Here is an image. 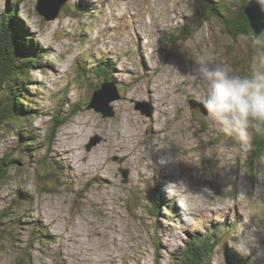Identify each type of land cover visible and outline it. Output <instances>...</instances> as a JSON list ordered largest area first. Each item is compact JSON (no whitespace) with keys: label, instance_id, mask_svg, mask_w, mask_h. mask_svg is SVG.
Returning <instances> with one entry per match:
<instances>
[{"label":"rangeland","instance_id":"rangeland-1","mask_svg":"<svg viewBox=\"0 0 264 264\" xmlns=\"http://www.w3.org/2000/svg\"><path fill=\"white\" fill-rule=\"evenodd\" d=\"M88 1L85 16L62 8L47 20L38 0H0V22L16 8L51 64L29 73L40 144L30 159L17 155L24 161L0 182V264H182L186 239L212 222L233 226L247 264H264V156L252 161L253 132L242 148L191 106L201 94L190 74L200 56L245 74L254 39L228 33L206 0ZM214 1L234 10L244 0ZM91 53L87 69L100 59L112 65L113 116L89 108L103 81L81 76L79 61ZM1 138L0 157L19 147L16 131ZM163 161L176 165L175 176ZM212 257L228 263L221 247Z\"/></svg>","mask_w":264,"mask_h":264},{"label":"trees","instance_id":"trees-1","mask_svg":"<svg viewBox=\"0 0 264 264\" xmlns=\"http://www.w3.org/2000/svg\"><path fill=\"white\" fill-rule=\"evenodd\" d=\"M205 3L213 15L220 19L227 28L228 33L232 36L239 37L240 35H248L252 39H259L261 41V46H264V37H255L250 27L244 11L246 0L243 1L239 8L234 10L227 7L221 1L206 0ZM12 6L16 7V2L8 5L6 10L7 13L9 10H12ZM89 7L92 8V3L88 0H81L78 3L67 0L62 8L66 12L68 11L76 15L82 14L85 16L87 14L85 11L88 10ZM14 10L15 16L10 18V16L7 15L8 20L2 18V23L0 22V142L2 136L5 137L8 133L16 131L19 137V147L17 148L16 146L0 157V182L6 181L10 169L13 166H18L20 162L24 161L26 158L30 159L34 157L32 154L40 144L39 134L32 127L33 120L31 119L32 122H30V118L33 114L38 115L40 112L38 109H35L33 106L34 101L30 100L28 95L30 88H32V79L29 73L33 67H43L46 69L50 66L49 68H51V64L49 63L47 65L44 61L49 53L39 44L36 35L30 32L27 23L18 14L16 8ZM94 60L95 58L91 53L90 56L86 58V61H79L80 64H78V66L81 76L85 75V72L88 71L96 82L102 79L103 81L98 82L99 84L97 83L98 87H100L104 81L114 80L116 82L113 77L107 75L110 63L105 59H100V61L96 63L92 62L96 65L87 69L89 61ZM115 64L116 62L114 65ZM110 67L112 68V65H110ZM81 76H79V78ZM67 88L65 89V97H67ZM80 103L77 102L72 104L71 107L73 111L70 115L73 114L74 111L76 112L81 109L82 105ZM69 118L70 117L67 119ZM55 119L56 122L62 125L66 123V121H62V119H64L63 116L55 115ZM54 127L56 128L57 126L55 125ZM52 136L53 134L48 138L50 141ZM252 148L254 150V155L252 156L253 162L264 156V130L261 132L253 131ZM21 153L25 155V158H23L24 160H20L17 157V155ZM45 161L46 160L42 159L40 162L45 163ZM20 193L21 189L19 191V194ZM24 198L27 199L31 197L26 195ZM153 203L156 208H158L160 203L159 197L155 198ZM170 206L166 203V208ZM7 210L8 209H5L4 215L8 213ZM231 227H233L231 224H216L212 222L211 228H203L205 229L204 232H199L202 229L199 228L196 234H191L179 250L182 264H214V258L212 256L217 247L223 249V253L228 261L227 264H247L246 260L239 255L237 248L234 246L232 240L233 235H229Z\"/></svg>","mask_w":264,"mask_h":264},{"label":"clouds","instance_id":"clouds-1","mask_svg":"<svg viewBox=\"0 0 264 264\" xmlns=\"http://www.w3.org/2000/svg\"><path fill=\"white\" fill-rule=\"evenodd\" d=\"M264 10V0H250ZM264 37V33L260 34ZM256 49L245 74L213 63L205 51L191 68L201 94L195 96L207 119L225 135L248 148L252 132L264 130V46L251 41Z\"/></svg>","mask_w":264,"mask_h":264},{"label":"water","instance_id":"water-1","mask_svg":"<svg viewBox=\"0 0 264 264\" xmlns=\"http://www.w3.org/2000/svg\"><path fill=\"white\" fill-rule=\"evenodd\" d=\"M66 2L67 0H38L37 11L47 20H54L60 15L62 7ZM244 11L254 36L261 37L260 34L264 33V10H262L256 3L246 0ZM118 98H120V95L117 83L114 80L104 81L100 87L95 89L89 108H94L97 111L102 112L105 117L113 116L114 111L109 106V103ZM191 106L200 107L203 112L202 106L199 102H192ZM98 141H101L100 137L92 140L88 145V148L95 143L97 144Z\"/></svg>","mask_w":264,"mask_h":264},{"label":"bare ground","instance_id":"bare-ground-1","mask_svg":"<svg viewBox=\"0 0 264 264\" xmlns=\"http://www.w3.org/2000/svg\"><path fill=\"white\" fill-rule=\"evenodd\" d=\"M58 18V17H57ZM56 18V19H57ZM55 20V19H54ZM15 47V46H14ZM15 50V49H14ZM93 70V69H92ZM152 97L154 98V100L157 102V101H160L161 100V97H160V95H157V94H155L154 92H152ZM193 108H197V107H193ZM200 108V107H199ZM201 110V109H200ZM204 114H206V113H204ZM157 122H159V120L157 121ZM157 122L155 123V128H154V130L157 132L156 134H154L153 136H154V142H155V145H158L157 143H156V138L158 137V135H159V131H160V129L161 128H156V124H157ZM99 143V142H98ZM97 143V144H98ZM96 145V144H95ZM158 148V147H157ZM130 159L131 160H134L133 158H131V156H130ZM160 169L161 170H165V173L167 174V175H176V165H174V164H172L171 162H168V161H163L162 163H161V165H160ZM208 196V195H207ZM202 206H204V205H202ZM209 206V205H208ZM207 207V206H206ZM193 211V210H192ZM181 212L183 213V211L181 210ZM194 212V211H193ZM187 213V212H186ZM184 214V213H183Z\"/></svg>","mask_w":264,"mask_h":264}]
</instances>
